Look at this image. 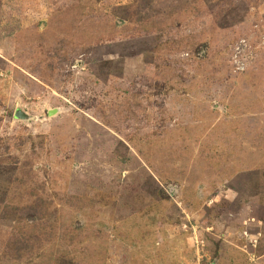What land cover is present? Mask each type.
<instances>
[{
    "label": "rangeland",
    "instance_id": "1",
    "mask_svg": "<svg viewBox=\"0 0 264 264\" xmlns=\"http://www.w3.org/2000/svg\"><path fill=\"white\" fill-rule=\"evenodd\" d=\"M0 264H264V0H0Z\"/></svg>",
    "mask_w": 264,
    "mask_h": 264
},
{
    "label": "water",
    "instance_id": "2",
    "mask_svg": "<svg viewBox=\"0 0 264 264\" xmlns=\"http://www.w3.org/2000/svg\"><path fill=\"white\" fill-rule=\"evenodd\" d=\"M17 114L23 119L27 117L26 114H24V113H22L20 111H18Z\"/></svg>",
    "mask_w": 264,
    "mask_h": 264
}]
</instances>
